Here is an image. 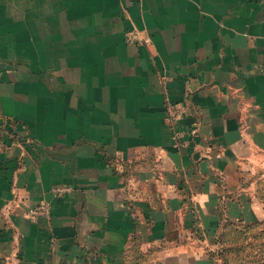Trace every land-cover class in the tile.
Segmentation results:
<instances>
[{"label":"crops","instance_id":"1","mask_svg":"<svg viewBox=\"0 0 264 264\" xmlns=\"http://www.w3.org/2000/svg\"><path fill=\"white\" fill-rule=\"evenodd\" d=\"M237 224H264V0H0V264H203Z\"/></svg>","mask_w":264,"mask_h":264},{"label":"rangeland","instance_id":"2","mask_svg":"<svg viewBox=\"0 0 264 264\" xmlns=\"http://www.w3.org/2000/svg\"><path fill=\"white\" fill-rule=\"evenodd\" d=\"M203 264H264V224L226 225L216 256L206 255Z\"/></svg>","mask_w":264,"mask_h":264},{"label":"built area","instance_id":"3","mask_svg":"<svg viewBox=\"0 0 264 264\" xmlns=\"http://www.w3.org/2000/svg\"><path fill=\"white\" fill-rule=\"evenodd\" d=\"M124 1L136 2L140 0H124ZM126 39L129 43H132V44H134L135 42L139 40L138 35L136 33L128 35ZM178 113H182V112H177V110L171 111V114L174 117V119L177 117ZM47 210H48V205L41 204L31 209L30 214L33 219H36L38 215L45 213Z\"/></svg>","mask_w":264,"mask_h":264},{"label":"trees","instance_id":"4","mask_svg":"<svg viewBox=\"0 0 264 264\" xmlns=\"http://www.w3.org/2000/svg\"><path fill=\"white\" fill-rule=\"evenodd\" d=\"M256 225H258V224H256ZM231 226H234V225H231ZM254 226V225H253ZM220 240H221V238H220ZM220 242V241H219Z\"/></svg>","mask_w":264,"mask_h":264}]
</instances>
